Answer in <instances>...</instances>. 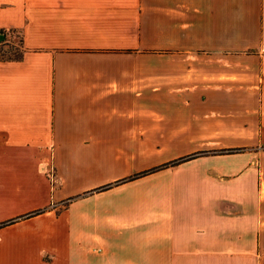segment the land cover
<instances>
[{"label":"crops","instance_id":"crops-1","mask_svg":"<svg viewBox=\"0 0 264 264\" xmlns=\"http://www.w3.org/2000/svg\"><path fill=\"white\" fill-rule=\"evenodd\" d=\"M0 28V264H264V0H0Z\"/></svg>","mask_w":264,"mask_h":264},{"label":"trees","instance_id":"trees-1","mask_svg":"<svg viewBox=\"0 0 264 264\" xmlns=\"http://www.w3.org/2000/svg\"><path fill=\"white\" fill-rule=\"evenodd\" d=\"M12 36H14L15 39L17 38L18 40L16 41L15 39L14 40L10 39L9 37H12ZM24 51H25V48L23 46L22 34L19 30L15 29V28H9V29L0 28V61H18V60H21L23 58ZM238 150L239 149H225V150H220V151H215V152L216 153H228L231 151H238ZM194 155H196V154H190L188 156L178 158L177 160H174L173 162H171V165H175V164H177V163H179V162H181L187 158L193 157ZM157 168H159V167H157ZM154 169H156V168L144 170L143 172H140L134 176L128 177L127 179H131L132 177L145 175L149 172H152ZM118 182H115V183H118ZM103 187H101V188H103ZM72 201H73V198H69L67 201L62 202L61 206L57 210L60 211V210L64 209ZM42 211H44V209L35 210V211L27 214V216L35 215V214H38Z\"/></svg>","mask_w":264,"mask_h":264},{"label":"rangeland","instance_id":"rangeland-1","mask_svg":"<svg viewBox=\"0 0 264 264\" xmlns=\"http://www.w3.org/2000/svg\"><path fill=\"white\" fill-rule=\"evenodd\" d=\"M10 39H12V40H14L15 39V37L14 36H12V37H9ZM16 41L18 40L17 38L15 39ZM58 212H60V211H58L57 210V213ZM63 236V234H61V233H58L57 235L55 234V236H53L52 238L53 239H56V240H58V241H60L61 242V239H63L64 237H62Z\"/></svg>","mask_w":264,"mask_h":264}]
</instances>
